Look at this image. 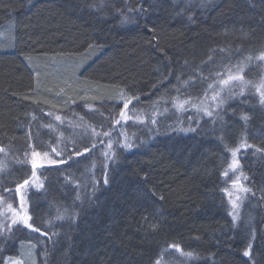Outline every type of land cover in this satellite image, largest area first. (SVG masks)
Masks as SVG:
<instances>
[{"label": "trees", "instance_id": "16d2710c", "mask_svg": "<svg viewBox=\"0 0 264 264\" xmlns=\"http://www.w3.org/2000/svg\"><path fill=\"white\" fill-rule=\"evenodd\" d=\"M261 54L264 0H0V148L18 160L0 193L22 186L32 225L0 236V264H155L177 246L180 264H264ZM233 68L247 83L211 114L177 106ZM129 98L156 123L104 157L94 132ZM236 148L242 203L223 191Z\"/></svg>", "mask_w": 264, "mask_h": 264}, {"label": "rangeland", "instance_id": "374dc122", "mask_svg": "<svg viewBox=\"0 0 264 264\" xmlns=\"http://www.w3.org/2000/svg\"><path fill=\"white\" fill-rule=\"evenodd\" d=\"M259 57L260 56H257L256 60L258 62H256L262 63L264 69V60L262 61ZM229 76L234 78L229 80ZM239 77L240 76L237 68H233L230 72H225L215 78L210 92L204 98L195 102L184 101L177 106L180 107V109L188 116L189 112L195 111L200 113L201 116H208L218 107H220L225 100L231 97L234 93V90L241 91L244 88L247 82L241 80ZM222 80H227L228 83H221ZM127 102V108H123L119 114L114 112L112 122L106 129L105 125H102L100 126V130L94 132L95 136L99 138L100 141L97 147L104 157L112 152V146L114 142L123 141L128 143L129 136L132 133H138L139 131L144 130V127L147 125L156 123V116L154 113L145 112L144 107L136 109L134 106V99L129 98ZM159 110H161V112L165 111L163 108H159ZM122 112L123 116H121ZM63 120L64 119L60 118L59 116L56 117V121H59V123H62ZM153 121H155V123H153ZM104 133H108V135H104ZM151 135L152 134H150V136ZM54 150L55 152L48 151L45 153H29L26 155L27 159L24 160V162L31 165L35 174L36 170L40 166L58 162L56 155H59L60 152L57 151V149ZM233 152H235V156H232L229 162V167L223 173L226 179V186L223 188V191L229 197L231 196L235 203H237L238 199H244L243 193L248 194L249 192L247 183H243V175L240 174L238 166L240 162V153H238L237 148L233 149ZM8 159L18 161L12 157V152L10 149L0 148V176L4 170L3 165L7 164ZM24 194L25 190L22 188V186H19L16 189V196L18 198L17 204H14V202L12 203L13 200L8 195H6V193H0V216H3V220L0 221V236L8 232L13 227L15 224L13 223V220L18 222L22 217L27 218V204L26 199H24ZM243 199L240 203H242ZM9 205H11V209H9ZM17 213L19 215H17ZM232 218L235 220L240 218L239 213L234 211ZM167 252L171 254V256L165 257L163 255L158 258V261L155 264H180L192 257V255L189 256L188 253H185L178 247H170ZM178 261H180V263ZM6 264H23V261L17 258H9L6 260Z\"/></svg>", "mask_w": 264, "mask_h": 264}, {"label": "snow or ice", "instance_id": "6c2138e0", "mask_svg": "<svg viewBox=\"0 0 264 264\" xmlns=\"http://www.w3.org/2000/svg\"><path fill=\"white\" fill-rule=\"evenodd\" d=\"M260 59H264V54H261V56H260ZM234 77H232V76H229V80H231V79H233ZM240 79H242V77H239ZM221 83H228V81L227 80H222L221 81ZM130 102V101H129ZM260 103L261 104H264V93H261V99H260ZM128 107V102H126L125 104H124V108H127ZM121 116H123V112L121 113ZM245 119H247V117H244ZM118 122V121H117ZM153 123H155V121H153ZM104 135H108V133H104ZM109 146H111V145H109ZM126 148H131L132 147V145L131 144H125L124 145ZM233 155L235 156V152H233ZM105 184H107V179H105ZM25 183H27V181H25ZM9 207V209H11V205H9L8 206ZM17 215H19L18 213H17ZM28 219H30V218H21V221L20 222H22L25 226H27L28 228H32V225L30 224V223H28ZM13 223H17V221L16 220H13ZM34 231H39V229L38 228H36V229H33ZM178 247V246H177ZM189 256H191V253H189L188 254ZM244 255L245 256H249L250 255V252L248 251V250H246L245 252H244Z\"/></svg>", "mask_w": 264, "mask_h": 264}, {"label": "bare ground", "instance_id": "6f19581e", "mask_svg": "<svg viewBox=\"0 0 264 264\" xmlns=\"http://www.w3.org/2000/svg\"><path fill=\"white\" fill-rule=\"evenodd\" d=\"M235 69V68H234ZM231 99V98H230ZM15 257V256H14Z\"/></svg>", "mask_w": 264, "mask_h": 264}]
</instances>
